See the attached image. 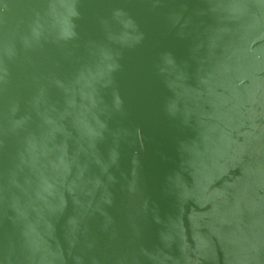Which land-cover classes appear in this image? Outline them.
<instances>
[{
	"label": "water",
	"instance_id": "95a60500",
	"mask_svg": "<svg viewBox=\"0 0 264 264\" xmlns=\"http://www.w3.org/2000/svg\"><path fill=\"white\" fill-rule=\"evenodd\" d=\"M0 264H264V0H0Z\"/></svg>",
	"mask_w": 264,
	"mask_h": 264
}]
</instances>
